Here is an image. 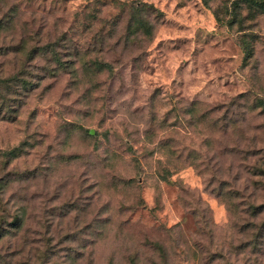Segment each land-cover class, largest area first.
Instances as JSON below:
<instances>
[{"label": "rangeland", "instance_id": "obj_1", "mask_svg": "<svg viewBox=\"0 0 264 264\" xmlns=\"http://www.w3.org/2000/svg\"><path fill=\"white\" fill-rule=\"evenodd\" d=\"M248 1L0 0V264H264Z\"/></svg>", "mask_w": 264, "mask_h": 264}, {"label": "trees", "instance_id": "obj_2", "mask_svg": "<svg viewBox=\"0 0 264 264\" xmlns=\"http://www.w3.org/2000/svg\"><path fill=\"white\" fill-rule=\"evenodd\" d=\"M250 4H253L257 9H259L261 12H264V1L259 0H249ZM53 46H48L46 50L49 52V49H51ZM59 66H63V63L61 61L58 62ZM13 81L20 83V86L23 84L24 87L28 86L27 81L25 78L16 77Z\"/></svg>", "mask_w": 264, "mask_h": 264}]
</instances>
